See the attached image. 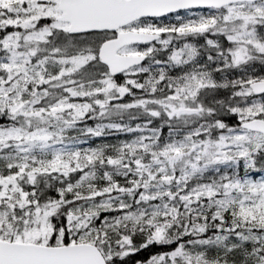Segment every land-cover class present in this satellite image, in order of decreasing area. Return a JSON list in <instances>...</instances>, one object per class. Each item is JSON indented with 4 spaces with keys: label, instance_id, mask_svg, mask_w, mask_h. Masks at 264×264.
Masks as SVG:
<instances>
[{
    "label": "snow or ice",
    "instance_id": "snow-or-ice-1",
    "mask_svg": "<svg viewBox=\"0 0 264 264\" xmlns=\"http://www.w3.org/2000/svg\"><path fill=\"white\" fill-rule=\"evenodd\" d=\"M257 63L264 0H0V264H264Z\"/></svg>",
    "mask_w": 264,
    "mask_h": 264
},
{
    "label": "rangeland",
    "instance_id": "rangeland-1",
    "mask_svg": "<svg viewBox=\"0 0 264 264\" xmlns=\"http://www.w3.org/2000/svg\"><path fill=\"white\" fill-rule=\"evenodd\" d=\"M193 11H201V10H193ZM204 12H207V9L203 10ZM181 16H187V14L185 12H182L180 14ZM172 22H175V18L170 17L169 18ZM165 22H169L168 20H165ZM190 42L197 44V46H201L204 43V39L201 38H197L194 40H190ZM181 42H177V44H180ZM206 57H201V60L203 61V59H205ZM254 71L257 72H261L264 75V68H262L261 66L257 65L254 69ZM172 75H178L179 74V70H173L172 73H170ZM241 75V73H239L236 70H233L230 74H229V78H236L237 76ZM121 82H123L122 77L120 78ZM137 92L139 93V90H137ZM131 97H126L124 102H128L130 101ZM78 127H82L80 124L78 125ZM76 132H71L70 135H76ZM135 134L132 133H119V132H112V133H108L107 135L101 136V137H86V136H82L81 139L83 140V143H81L79 145V147L81 148H90V147H97L98 145L102 144V143H108V144H117L120 141H127V140H131L134 138ZM163 135L164 137H167V128H165L163 130ZM123 182V181H121Z\"/></svg>",
    "mask_w": 264,
    "mask_h": 264
},
{
    "label": "trees",
    "instance_id": "trees-1",
    "mask_svg": "<svg viewBox=\"0 0 264 264\" xmlns=\"http://www.w3.org/2000/svg\"><path fill=\"white\" fill-rule=\"evenodd\" d=\"M166 58V55H165ZM230 95V90H224L222 89L221 92L218 95V98H224L225 96ZM6 121L3 119H0V124L5 123ZM107 122V121H105ZM124 122H128L127 118H125ZM141 121H133L132 124L133 126L135 125V123H138ZM230 124L237 122L236 118H232L228 121ZM97 123V121L89 119L86 122L80 123L81 125L85 126V124L87 126H91V127H95V124ZM165 129V128H164ZM163 129V130H164ZM115 131H109V133H112ZM51 195H55L54 192H50ZM175 245H152L150 246V248L148 250H143L138 254H134L133 256H131L128 259V264H134L135 260L137 259H142V258H147L149 255L151 254H157V253H162V252H166V251H171L174 248Z\"/></svg>",
    "mask_w": 264,
    "mask_h": 264
}]
</instances>
